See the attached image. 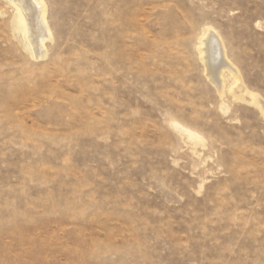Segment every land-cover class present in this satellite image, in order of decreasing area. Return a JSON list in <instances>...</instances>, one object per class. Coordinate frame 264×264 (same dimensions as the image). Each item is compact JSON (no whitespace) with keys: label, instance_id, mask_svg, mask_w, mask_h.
<instances>
[{"label":"rangeland","instance_id":"obj_1","mask_svg":"<svg viewBox=\"0 0 264 264\" xmlns=\"http://www.w3.org/2000/svg\"><path fill=\"white\" fill-rule=\"evenodd\" d=\"M44 1L38 59L0 0V264H264V115L199 49L264 99V0Z\"/></svg>","mask_w":264,"mask_h":264},{"label":"bare ground","instance_id":"obj_2","mask_svg":"<svg viewBox=\"0 0 264 264\" xmlns=\"http://www.w3.org/2000/svg\"><path fill=\"white\" fill-rule=\"evenodd\" d=\"M14 5L15 26L18 37L35 58L46 55L45 42L51 37L47 21V8L44 0H5ZM200 53L209 81L221 93L225 88V74L229 72L233 79L231 92L236 98L243 99L246 94L251 102L264 115V99L247 88L238 67L228 58L221 35L212 27L206 28L200 38ZM193 138L197 134L190 132Z\"/></svg>","mask_w":264,"mask_h":264}]
</instances>
